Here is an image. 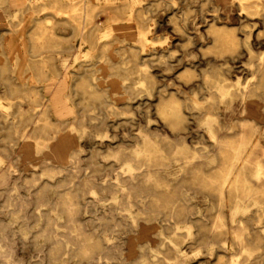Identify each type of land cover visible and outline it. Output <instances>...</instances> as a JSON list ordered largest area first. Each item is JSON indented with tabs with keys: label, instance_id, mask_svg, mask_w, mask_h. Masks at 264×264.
Listing matches in <instances>:
<instances>
[{
	"label": "rangeland",
	"instance_id": "rangeland-1",
	"mask_svg": "<svg viewBox=\"0 0 264 264\" xmlns=\"http://www.w3.org/2000/svg\"><path fill=\"white\" fill-rule=\"evenodd\" d=\"M139 1L113 0L103 12L106 0H84L96 7V24L83 18L81 34L68 15L58 14L62 4L55 0H0V264H229L238 250L205 246L199 224L211 225L217 199L182 172L180 162L160 171L168 182L164 190L179 186L176 195L160 198L167 208L188 206L183 219L193 225L190 237L177 230L185 224L167 209L150 212L147 195L132 197L136 218H130L118 179H128L127 162L145 149L146 140L171 157L205 152L208 111L227 135L237 134L242 120L256 123L264 162V94L242 92L264 55V1ZM117 8L126 14L113 21ZM214 27L233 43L217 40ZM219 88L229 95L221 98ZM170 101L180 103L184 124L171 126L160 115ZM212 156L203 168L216 174L219 163ZM263 221L251 225L262 241L248 264H264ZM176 235L183 241L175 246ZM79 237L95 244L87 251L92 261L80 255Z\"/></svg>",
	"mask_w": 264,
	"mask_h": 264
},
{
	"label": "bare ground",
	"instance_id": "bare-ground-1",
	"mask_svg": "<svg viewBox=\"0 0 264 264\" xmlns=\"http://www.w3.org/2000/svg\"><path fill=\"white\" fill-rule=\"evenodd\" d=\"M84 0H55V3H60L61 6L57 7L56 10L59 15H68L71 21L68 23L77 29L79 33L84 34L85 27L83 18L90 20L89 24H96L95 22V11L96 7L92 8L89 5L83 3ZM97 1V0H96ZM130 1V0H129ZM242 4L244 0H240ZM264 1V0H263ZM99 2V1H98ZM113 0H106L109 5L107 9H111ZM133 3H138L139 0H131ZM174 2V1H173ZM176 2V1H175ZM130 3V2H129ZM97 4V3H96ZM102 4V3H101ZM117 4V3H116ZM119 4V3H118ZM132 4V3H131ZM130 7V6H129ZM135 8V7H134ZM92 9V10H89ZM186 9V8H185ZM190 9V8H189ZM184 10V9H183ZM24 13V12H23ZM126 13L119 10L115 11L114 16L111 18L113 21L119 20ZM188 14V13H187ZM130 18L132 12L127 14ZM257 16V15H256ZM178 18V17H177ZM180 18V17H179ZM257 18V17H256ZM180 22V21H178ZM221 24V23H220ZM227 24V23H226ZM257 24V23H256ZM34 26V25H32ZM123 28V25H121ZM129 27V26H128ZM150 27V26H149ZM172 27V26H171ZM182 28V27H181ZM110 31L114 30V26H109ZM116 30V29H115ZM150 30V29H149ZM183 30V28H182ZM214 34H217L221 38L217 40L222 43L230 42L233 40L229 33L223 32L221 29L214 27L212 29ZM251 31V30H250ZM47 30L41 32L39 40L41 41L43 36L46 35ZM116 32V31H114ZM102 33V32H100ZM107 33V32H106ZM187 34V32H185ZM105 34V33H104ZM110 34V33H109ZM142 35V34H141ZM56 36V35H55ZM117 36V35H116ZM120 36V35H119ZM143 36V35H142ZM145 36V35H144ZM171 36V35H170ZM17 37V36H16ZM130 37V36H128ZM172 37V36H171ZM253 38V37H252ZM53 39V38H52ZM102 37L100 38V40ZM144 39V38H143ZM186 40V39H185ZM17 41V40H16ZM54 41V39H53ZM11 42V41H10ZM52 42V41H51ZM55 42V41H54ZM18 43V42H17ZM160 44V43H158ZM4 45V44H3ZM11 45V44H10ZM24 45V44H23ZM36 45V44H35ZM43 44L41 43V46ZM51 45V44H50ZM37 46V45H36ZM204 46V45H203ZM6 47V46H5ZM22 47V46H21ZM32 47V46H31ZM46 47V46H45ZM44 47V48H45ZM80 47V45H79ZM148 47V46H147ZM243 47V46H242ZM8 48V47H7ZM26 48V47H25ZM48 48V47H47ZM53 48V47H52ZM6 49V48H5ZM167 49V48H166ZM20 50V49H19ZM30 50V49H29ZM41 50V49H40ZM16 51V50H15ZM14 51V52H15ZM37 51V49H36ZM47 51V50H46ZM174 51V50H173ZM10 52V50H9ZM20 52V51H19ZM32 52V51H31ZM39 52V51H38ZM145 52H147L145 50ZM18 53V52H17ZM25 53V51H24ZM34 53V52H33ZM32 53V54H33ZM40 53V52H39ZM38 53V54H39ZM243 53V52H242ZM31 54V55H32ZM152 54V53H151ZM18 55V54H17ZM16 55V57H17ZM22 55V54H21ZM47 55V54H46ZM84 55V54H83ZM26 56V53H25ZM184 56V55H183ZM73 57V56H72ZM150 57V56H148ZM4 58V56H3ZM75 58V57H74ZM86 58V57H85ZM81 59V58H80ZM20 60V59H18ZM37 60V59H36ZM90 60V59H88ZM162 60V59H161ZM12 61V60H11ZM39 61V60H38ZM165 61V60H164ZM20 61H18L19 63ZM32 62V61H31ZM36 62L35 60L32 62ZM31 63V64H32ZM49 63V62H48ZM37 64V63H36ZM102 64V63H100ZM40 65V64H39ZM164 65V64H163ZM43 66V65H42ZM41 66V67H42ZM102 66V65H101ZM100 66V67H101ZM23 67V66H22ZM51 67V66H50ZM56 67V66H55ZM65 71L69 70L66 66ZM76 67V66H75ZM85 68V67H84ZM12 69V68H11ZM34 69V68H33ZM67 69V70H66ZM71 69V68H70ZM143 69V68H142ZM145 69V68H144ZM39 70V69H37ZM31 71V70H30ZM10 71H8L9 73ZM24 72V71H23ZM32 72V71H31ZM50 72V71H49ZM151 72V71H150ZM153 72V71H152ZM7 73V74H8ZM26 73V72H25ZM139 73V72H138ZM137 73V75H138ZM187 73V72H186ZM145 74V73H144ZM183 74V73H182ZM35 75V74H34ZM47 75V74H46ZM63 75V74H62ZM181 75V74H180ZM24 76V74H23ZM39 76V75H38ZM48 76V75H47ZM68 76V75H67ZM174 76V75H173ZM182 76V75H181ZM3 77V76H2ZM19 77V76H18ZM27 77V76H26ZM59 77V76H58ZM63 77V76H62ZM4 78V77H3ZM15 78V77H13ZM35 78V77H34ZM39 78V77H38ZM48 78V77H47ZM182 78V77H181ZM64 79V78H63ZM62 79V80H63ZM67 79V78H66ZM20 80V77H19ZM39 80V79H38ZM42 80V79H41ZM109 80V79H108ZM183 80V79H181ZM23 81V80H21ZM59 81V80H58ZM57 82V81H56ZM39 83V82H38ZM60 83V82H59ZM58 83V84H59ZM64 83V82H63ZM104 84V83H103ZM124 84V83H123ZM27 85V84H26ZM35 85V84H34ZM62 85V84H60ZM12 86V85H11ZM63 86V85H62ZM21 87V86H20ZM39 87V86H38ZM61 87V86H60ZM99 87V86H98ZM7 88V87H6ZM25 88V87H24ZM23 88V89H24ZM36 88V87H35ZM170 88V87H168ZM26 89V88H25ZM171 89V88H170ZM174 89V88H172ZM176 89V88H175ZM174 89V90H175ZM14 90V89H13ZM66 90V89H65ZM150 90V89H149ZM176 91V90H175ZM62 92V91H61ZM155 92V91H154ZM219 96L225 98L229 95V92L223 88L218 90ZM242 92L245 95L264 94V55L258 59L256 68L252 71L251 78L243 86ZM15 93V92H13ZM63 93V92H62ZM166 93V92H165ZM19 95V94H17ZM22 95V94H21ZM56 95V93H55ZM32 96V95H30ZM54 96V95H53ZM23 97V96H22ZM16 98V97H15ZM43 98V97H42ZM55 98V97H54ZM57 103L61 105V94L56 96ZM9 99V98H7ZM12 99V98H11ZM141 100V99H140ZM250 100V99H249ZM256 100V99H255ZM244 101V100H243ZM254 101V100H253ZM30 102V101H29ZM140 102V101H139ZM165 102V100H164ZM23 103V102H22ZM27 103V102H26ZM142 103V102H140ZM234 103V102H233ZM32 104V103H31ZM44 104V103H43ZM240 104V103H239ZM242 104V103H241ZM261 104V103H260ZM38 105V104H37ZM49 105V104H48ZM137 105V104H136ZM140 105V104H139ZM243 105V104H242ZM16 106V105H15ZM30 106V105H29ZM264 106V105H263ZM28 107V106H27ZM34 107V106H33ZM63 107V106H62ZM235 107V106H234ZM6 108V107H5ZM8 109V108H7ZM66 109V108H65ZM248 109V108H247ZM261 109V108H260ZM42 110V109H41ZM158 110V108H157ZM229 110V109H228ZM154 111V110H153ZM160 115L166 119L171 120V126H177L183 123V115L181 105L179 102L170 101L162 104L158 110ZM233 111V110H232ZM15 112V111H14ZM25 112V111H24ZM254 113V111H252ZM33 113V112H32ZM158 113V115H159ZM260 113V112H259ZM20 114V113H19ZM18 114V115H19ZM35 114V113H34ZM240 114V113H239ZM51 115V114H50ZM132 115V113H131ZM207 118L205 123L207 126V132L210 138V148L206 149L203 153H180L171 156H167L159 149L156 143L152 140H146L144 150L137 152V154L127 162V172L129 174L128 179H118V185L120 191L123 194H127V200L123 204L124 212L132 218H136L135 211H133L134 201L133 196L139 200L145 199L146 195L151 198L150 204L154 208L150 212H156L161 208L167 209L166 213H171L179 217L180 222L184 223L185 226H177V230H184L186 236L190 237L193 234V225L187 226L186 209L188 206L185 204H178L167 208L161 204V196H173L179 190V186L174 187L172 190H164V187L168 186V182L160 175V171L164 168L169 167L171 161L180 162V170L188 173L191 179L197 184L213 193L217 199V211L214 214V220L211 225L205 223L199 224L203 232V242L207 248H210L215 244L220 245L225 250H230L232 247H237V251L232 253L229 258V264H248L251 256L257 254L259 249L258 244L262 241V237L257 231L251 228L254 223H259L264 220V162L259 151L263 150L259 140V126L256 123H252L250 120H242L240 123V131L237 134L227 135L221 130L222 127L218 122V116L211 113L210 111L204 113ZM20 116V115H19ZM38 116V115H37ZM160 116V117H161ZM41 117V116H40ZM123 117V116H122ZM240 117V116H239ZM52 118V116H51ZM241 118V117H240ZM11 119V118H10ZM44 119V118H43ZM248 119V118H247ZM21 120V119H19ZM125 120V119H124ZM154 120V119H152ZM237 120V119H236ZM259 120V119H258ZM71 121V120H70ZM225 121V120H224ZM233 121V120H232ZM54 122V121H53ZM57 122V121H56ZM226 122V121H225ZM47 123V122H46ZM65 123V122H64ZM150 123L153 124L151 121ZM184 124V123H183ZM227 124V123H226ZM20 125V124H19ZM57 125V124H56ZM73 125V124H72ZM135 125V124H134ZM163 125V123H162ZM165 125V124H164ZM228 125V124H227ZM232 125V124H231ZM115 126V125H114ZM30 127V126H29ZM62 127V126H61ZM124 129V127H122ZM160 128V127H159ZM168 129V128H167ZM22 130V129H21ZM34 130V129H33ZM44 130V129H43ZM263 130V129H262ZM15 131V130H14ZM189 131V130H188ZM226 131V130H225ZM43 132V131H42ZM28 133V132H27ZM51 133V132H50ZM167 133V132H166ZM12 134V133H11ZM22 134V133H21ZM20 134V135H21ZM35 134V133H34ZM137 134V133H136ZM205 134V133H204ZM18 135V134H17ZM30 135V134H29ZM28 135V136H29ZM55 135V134H54ZM69 135V134H68ZM67 135V136H68ZM66 136V137H67ZM119 136V135H118ZM15 137V136H14ZM21 137V136H20ZM58 137V136H57ZM73 137V136H71ZM69 137V138H71ZM88 137V136H87ZM181 137V136H180ZM17 138V137H16ZM27 138V137H26ZM34 138V137H33ZM205 138V137H204ZM13 139V138H12ZM66 139V138H65ZM150 139V138H149ZM20 140V139H19ZM62 140V139H61ZM69 140V139H68ZM121 140V139H120ZM25 141V140H24ZM30 141V140H29ZM39 141V140H38ZM72 141V140H71ZM93 141V140H92ZM144 141V138H143ZM155 141V140H154ZM167 141V140H166ZM194 141V140H193ZM57 142V141H56ZM65 142V141H63ZM62 142V144H64ZM68 142V141H67ZM165 142V141H163ZM168 142V141H167ZM196 142V141H195ZM194 142V143H195ZM27 143V142H25ZM48 143V142H47ZM70 142H68L69 144ZM56 144H59L56 143ZM66 144V143H65ZM169 144V143H168ZM12 145V144H11ZM3 146V145H2ZM35 146V145H34ZM54 146V145H52ZM51 146V147H52ZM6 147V146H5ZM43 147V146H42ZM63 147V146H62ZM61 147V148H62ZM65 147V146H64ZM94 148V147H93ZM45 149V148H44ZM35 150V149H34ZM58 150V149H57ZM65 150V148H64ZM83 150V149H82ZM180 150V149H179ZM210 153L213 154L212 161L218 162V171L216 174H210L203 168L204 160L210 159ZM75 154V153H74ZM76 156V154H75ZM1 162V161H0ZM49 163V161H47ZM178 165V164H177ZM175 165V166H177ZM210 165V164H209ZM12 166V165H11ZM179 166V165H178ZM174 167V166H173ZM77 170V169H76ZM180 171V173H181ZM1 172V171H0ZM13 172V171H12ZM177 172V171H175ZM48 173V172H47ZM52 173V172H51ZM172 173V172H171ZM174 173V171H173ZM17 174V173H16ZM13 175V173H12ZM19 175V174H18ZM22 175V174H21ZM42 175V174H41ZM171 175V174H170ZM169 175V176H170ZM8 176V175H7ZM17 176V175H16ZM18 178V177H17ZM35 178V177H34ZM189 178V177H188ZM14 179V178H13ZM19 179V178H18ZM37 179V177L35 178ZM137 179L139 183H136ZM38 180V179H37ZM167 180V179H166ZM30 181V180H29ZM169 181V180H168ZM21 182V181H20ZM3 183V182H2ZM18 183V182H17ZM8 184V183H7ZM30 186V185H28ZM37 188V187H36ZM40 192V191H39ZM42 193V192H41ZM113 193V192H112ZM45 195V194H44ZM43 197V196H42ZM47 197V196H46ZM204 197V196H203ZM22 198V197H21ZM40 198V197H39ZM189 198V197H188ZM117 199V198H116ZM196 199V198H195ZM198 199V198H197ZM205 199V198H204ZM203 199V200H204ZM48 200V199H47ZM118 200V199H117ZM199 200V199H198ZM51 201V200H50ZM205 201V200H204ZM44 202V201H43ZM75 202V201H74ZM207 202V201H206ZM20 203V202H19ZM51 203V202H50ZM55 203V202H54ZM53 203V204H54ZM58 203V202H57ZM196 203V201H195ZM199 203V202H198ZM24 204V203H22ZM68 204V203H67ZM90 204V203H89ZM192 204V203H191ZM21 205V204H20ZM50 205V204H49ZM69 205V204H68ZM77 205V204H76ZM58 206V205H57ZM55 208V207H54ZM193 208V207H192ZM65 209V208H64ZM48 210V209H47ZM193 210V209H192ZM199 210V209H198ZM225 210L228 211L225 213ZM191 211V210H190ZM49 212V211H48ZM198 214V213H197ZM188 216V215H187ZM115 218V217H113ZM70 221L73 223L72 227L75 231L80 232V227L76 224V220L71 216ZM25 222V221H24ZM61 222V221H60ZM118 222V221H117ZM264 222V221H263ZM132 223V222H131ZM134 223V222H133ZM139 223V222H138ZM26 224V223H25ZM28 225V224H27ZM30 225V224H29ZM158 225V224H157ZM262 225V224H261ZM24 226V225H23ZM55 226V225H54ZM63 226V225H62ZM28 227V226H27ZM30 227V226H29ZM108 227V226H107ZM22 228V227H21ZM109 228V227H108ZM134 228V227H133ZM162 228V227H161ZM264 229V226H262ZM48 229V228H47ZM54 229V228H52ZM44 230V229H43ZM56 231V230H55ZM54 231V232H55ZM52 234V233H51ZM59 234V233H57ZM66 234V233H65ZM81 233H79L80 235ZM60 235V234H59ZM69 235V234H68ZM150 236V235H149ZM184 236V235H183ZM48 237V236H47ZM62 237V236H61ZM65 237V236H64ZM83 237V236H82ZM166 237V236H165ZM169 237V236H167ZM77 238V237H76ZM80 238V237H79ZM45 239V238H44ZM48 239V238H47ZM82 239V247H79V252L82 257L92 261L94 259L92 254H88L87 251L90 247L95 244ZM58 240V239H57ZM69 240V239H68ZM39 241V240H38ZM37 241V242H38ZM45 241V240H44ZM54 241V240H53ZM66 241V240H65ZM64 241V242H65ZM70 241V240H69ZM171 241V240H170ZM183 238L176 235L173 239V245H178ZM41 242V241H40ZM40 242H38L40 244ZM47 242V241H46ZM51 243V242H50ZM53 243V242H52ZM66 243V242H65ZM108 243V242H107ZM98 245V244H97ZM66 246V245H65ZM37 247V246H36ZM42 247V246H41ZM50 248V247H49ZM113 249V248H112ZM2 250V249H1ZM59 249H55L52 252L53 256L58 254ZM209 250V251H210ZM3 251V250H2ZM47 252V251H46ZM118 252V251H117ZM107 253V252H106ZM181 253V252H180ZM8 254V253H6ZM5 254V255H6ZM156 254V253H155ZM2 255V254H1ZM66 255V254H65ZM77 255V254H76ZM110 255V254H109ZM176 255V254H175ZM10 256V254H9ZM61 256H63L61 254ZM159 256V255H158ZM180 256V255H179ZM182 256V255H181ZM223 256V255H222ZM75 257V256H74ZM140 257V256H139ZM153 258V257H152ZM5 259V258H4ZM7 259V258H6ZM11 259V258H10ZM74 259V258H73ZM155 259V257H154ZM183 259V258H182ZM53 260V259H51ZM58 260V258L56 259ZM70 260V259H69ZM122 260V259H121ZM140 260V259H139ZM181 260V259H180ZM190 260V259H189ZM223 260V259H222ZM55 261V260H53ZM119 261V260H118ZM143 261V260H142ZM9 262V261H8ZM144 262V261H143ZM50 263V262H49ZM64 263V262H63ZM98 263V262H97ZM100 263V262H99ZM175 263V262H174ZM188 263V262H187Z\"/></svg>",
	"mask_w": 264,
	"mask_h": 264
}]
</instances>
